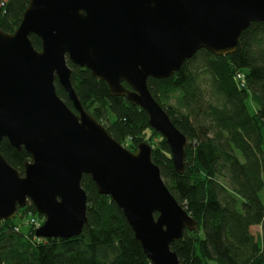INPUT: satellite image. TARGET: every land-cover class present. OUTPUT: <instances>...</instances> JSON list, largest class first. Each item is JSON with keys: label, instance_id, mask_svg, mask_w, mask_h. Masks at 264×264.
<instances>
[{"label": "water", "instance_id": "water-1", "mask_svg": "<svg viewBox=\"0 0 264 264\" xmlns=\"http://www.w3.org/2000/svg\"><path fill=\"white\" fill-rule=\"evenodd\" d=\"M253 22L264 23V0H29L18 27L0 30V142L30 155L20 173L0 153V221L31 202L44 217L36 238L78 236L88 224L81 186L88 174L153 264H179L171 244L197 221L169 191L149 143L131 151L83 108L67 61L145 111L181 174L188 140L147 81L172 76L200 49L234 53ZM55 79L73 108L58 96Z\"/></svg>", "mask_w": 264, "mask_h": 264}, {"label": "trees", "instance_id": "trees-1", "mask_svg": "<svg viewBox=\"0 0 264 264\" xmlns=\"http://www.w3.org/2000/svg\"><path fill=\"white\" fill-rule=\"evenodd\" d=\"M28 2L0 0V30L12 33ZM30 39L40 50L41 40ZM67 63L83 108L117 141L137 136L136 143H149L169 191L197 221L194 230L171 244L179 264H264V23L242 31L232 54L200 49L172 76L148 79L152 96L188 140L181 174L145 111L124 96H111L89 69ZM55 88L73 108L56 79ZM0 153L20 173L30 159L6 139ZM81 186L88 224L78 236L36 238L37 227L23 220L28 213L41 215L27 202L18 208V219L0 221V264H153L116 203L98 193L88 174ZM254 226L260 234L251 233Z\"/></svg>", "mask_w": 264, "mask_h": 264}, {"label": "rangeland", "instance_id": "rangeland-1", "mask_svg": "<svg viewBox=\"0 0 264 264\" xmlns=\"http://www.w3.org/2000/svg\"><path fill=\"white\" fill-rule=\"evenodd\" d=\"M136 140H137V136L136 137L133 136L131 138H126L122 143L121 142L120 143L123 146H125L126 148L130 149L131 151H135L137 145L139 144V143H136ZM132 141H134V143H132ZM261 197L264 200V188H263V190L261 192ZM14 219H18V217L16 216ZM31 219H34L36 221L35 224L37 226H35L34 224L30 225L29 222H30ZM23 221H25L26 225H29V227H33L34 228V226L38 227V226L42 225V223L44 222V217L42 215L38 216L35 213H28V215L25 216ZM260 232H261V229H260L259 226H254V227L251 228V233H253L254 235L260 234ZM209 264H214V263H209Z\"/></svg>", "mask_w": 264, "mask_h": 264}, {"label": "built area", "instance_id": "built-area-1", "mask_svg": "<svg viewBox=\"0 0 264 264\" xmlns=\"http://www.w3.org/2000/svg\"><path fill=\"white\" fill-rule=\"evenodd\" d=\"M238 76H240V75H238ZM35 222H36V221H35L34 219H31V220H30V223H32V224H34L35 226H37V225L35 224Z\"/></svg>", "mask_w": 264, "mask_h": 264}]
</instances>
